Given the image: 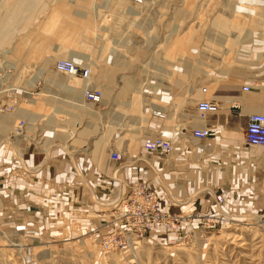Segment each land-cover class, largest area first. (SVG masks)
<instances>
[{
	"label": "rangeland",
	"instance_id": "rangeland-1",
	"mask_svg": "<svg viewBox=\"0 0 264 264\" xmlns=\"http://www.w3.org/2000/svg\"><path fill=\"white\" fill-rule=\"evenodd\" d=\"M62 1L69 8L60 19L64 29L49 37H62L80 17L76 11L109 9L99 23L109 29L110 41L105 48L27 47L16 32L0 45V264H264V148L249 149L248 157L259 159L253 167H243L237 153L226 152L228 182L209 191L213 199L227 190L231 202L259 200L256 208L237 209L225 200L226 226L204 229L198 223L194 233L176 242L160 231L128 250H104L93 235L109 224L112 205L121 196L108 202L97 198L88 158L92 142L77 137L91 130L97 105L81 97L79 79L57 73L55 64L46 62L53 52L64 58L93 54L99 65L94 83L109 92L110 102L131 101L140 87L161 85L168 94L151 97L167 99V114L176 105L187 113L202 87L209 93L201 99H212L219 84L231 82L225 72L242 70L236 65V58L244 59L242 51L250 50L252 70L264 72V0H146L140 6L127 0ZM254 76L247 82L263 93L264 77ZM32 158L43 163L30 166ZM76 163L78 179L87 182L78 201L70 173ZM64 164L68 172L60 175ZM96 188L106 194V188Z\"/></svg>",
	"mask_w": 264,
	"mask_h": 264
},
{
	"label": "crops",
	"instance_id": "crops-1",
	"mask_svg": "<svg viewBox=\"0 0 264 264\" xmlns=\"http://www.w3.org/2000/svg\"><path fill=\"white\" fill-rule=\"evenodd\" d=\"M68 9L62 0H56L54 5L51 0H0V45L12 40L16 32L20 40L24 39V44L26 43L27 47L100 46L105 48L109 44L110 39L106 38L109 29L100 27L99 23L104 15L109 14V9H98L92 14L76 11L75 14L80 17L65 28V35L49 37V33L53 30L63 31L64 26L60 25V19L69 13ZM73 33L74 37L71 36ZM190 45L193 47L194 44L188 41L187 46ZM249 45L256 46L258 44L250 43ZM78 54L64 58L63 54L53 52L46 62H52L56 66L60 60H72L82 68L88 66L91 69V86L101 90L94 83L95 71L99 69L94 55L91 54L88 57L86 54ZM240 54L244 59L236 58V65L242 70L233 71L232 74L225 72L224 74H228L226 77L231 82L219 84V95L212 98L221 104L222 111L220 110L218 114H209L206 118H202L196 108L197 103L203 99H201L204 96L202 92L193 96L196 104L189 112L180 111L176 105L174 113L167 114L168 111L165 109L167 99L162 101V99L151 97L152 95L168 94L161 85L140 87L139 90L133 92L134 96L128 102H110L107 98L109 92L104 93L101 90L102 103L97 105L96 111L92 115V118L96 117V121H93L91 130L83 129L84 135H88V137H81L83 133L77 136L78 139L85 137L84 139L88 138L92 142L88 158L91 159L90 175L92 183L95 182L97 191H93L97 198L108 202V198L113 199L116 195L125 197L131 184L136 181H147L158 190L160 205L165 211L188 213L199 210L206 215L214 212L215 209L212 207L214 199L210 196L209 191L221 188L228 182L231 172H228L226 164L230 156L226 152L232 150L237 153V161L240 160L241 165H245H242L243 167H253L259 160L252 155V157H248L249 149L245 145L244 137L249 116L256 113L264 114V92H255L252 88L249 93H245L243 86L250 82H247V79H252L253 75H255L254 77H264V72L251 69L254 64L250 58V50L242 51ZM115 55L116 51L108 57V64ZM55 66V71L62 74L56 70ZM245 66H249V71L256 74H248ZM261 72L262 74H260ZM182 78L187 77L182 75ZM212 86L214 84L210 87ZM83 89L81 81L80 93L84 99ZM191 92L189 90L185 94ZM234 101L240 102V110L231 108ZM156 110L163 111L166 114V119L155 117L153 112ZM120 127H122L121 130ZM203 129H210L211 137L209 139L201 140L194 136L195 131ZM122 130L125 132L121 133ZM156 137H163L172 142L175 150L170 156L164 157L145 149L144 144ZM80 141L83 142V140ZM77 143L79 145V141ZM107 144H112V147L103 154L104 148H109H106ZM196 146H204V149H195ZM113 152H120L123 155L122 163H114L110 160ZM99 158H101L100 162L95 161ZM40 163L43 162H39V158H35V160L32 158L28 164L34 167ZM61 167L63 169L58 171L60 175L68 172L65 164ZM73 169L70 168V173L75 176L74 191L75 199L78 201L81 199V195L83 198L85 197L87 182L84 180L81 182L78 179L81 168L77 166V163ZM64 181L65 179L59 182ZM98 185L106 188V194L96 188ZM92 194L93 199L94 193L91 192ZM229 197L226 198V201L228 200L237 209L239 207L244 209L246 206L256 208L259 201L254 199L252 203L244 204L237 199L231 202L233 199ZM111 212L113 213V207ZM198 223L200 222H195L194 226L199 227ZM162 238L170 241L175 238V235L165 233Z\"/></svg>",
	"mask_w": 264,
	"mask_h": 264
},
{
	"label": "built area",
	"instance_id": "built-area-1",
	"mask_svg": "<svg viewBox=\"0 0 264 264\" xmlns=\"http://www.w3.org/2000/svg\"><path fill=\"white\" fill-rule=\"evenodd\" d=\"M127 1L138 6L146 2V0ZM55 68L67 77L83 81L85 102L95 106L101 104L102 92L91 86V69L88 66L82 68L72 60H60L56 63ZM252 88V82H248L243 86V92L249 93ZM201 92L204 96L209 93L207 87H202ZM196 108L199 115L206 118L209 114H218L222 106L212 99L203 98L197 103ZM231 108L240 110V102H232ZM153 115L160 119H166V114L161 110L154 111ZM23 127L24 121L20 124L19 129H23ZM194 136L205 140L211 137V131L210 129L197 130L194 132ZM244 140L248 149L264 148L263 113L249 116ZM144 147L146 150L164 157L170 156L175 150L172 142L163 137L148 140ZM110 160L114 163H122L124 158L120 152H113ZM228 194V191L224 190L215 195L214 214L206 215L198 211L171 213L161 208L160 195L156 188L147 181H136L130 185L129 192L125 197H120L113 203V213L109 224L93 236L104 250H128L131 246L160 231L175 235L174 242H176L177 239L187 238L194 233L196 230L194 223L197 221L204 229L214 228L217 224L228 225L229 218L223 210V204Z\"/></svg>",
	"mask_w": 264,
	"mask_h": 264
},
{
	"label": "bare ground",
	"instance_id": "bare-ground-1",
	"mask_svg": "<svg viewBox=\"0 0 264 264\" xmlns=\"http://www.w3.org/2000/svg\"><path fill=\"white\" fill-rule=\"evenodd\" d=\"M83 82V81H82ZM83 86H84V83H83ZM102 100H103V94H102ZM102 103V102H101Z\"/></svg>",
	"mask_w": 264,
	"mask_h": 264
}]
</instances>
